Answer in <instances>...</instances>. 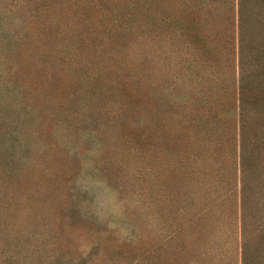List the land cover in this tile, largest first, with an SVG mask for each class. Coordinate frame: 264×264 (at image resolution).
I'll return each instance as SVG.
<instances>
[{
    "label": "rangeland",
    "instance_id": "374dc122",
    "mask_svg": "<svg viewBox=\"0 0 264 264\" xmlns=\"http://www.w3.org/2000/svg\"><path fill=\"white\" fill-rule=\"evenodd\" d=\"M134 3L0 0V264H264L261 167L245 228L240 167L231 198L206 215L212 199L190 192L151 121L165 81L182 106L216 91L215 69L189 49L164 74Z\"/></svg>",
    "mask_w": 264,
    "mask_h": 264
},
{
    "label": "trees",
    "instance_id": "16d2710c",
    "mask_svg": "<svg viewBox=\"0 0 264 264\" xmlns=\"http://www.w3.org/2000/svg\"><path fill=\"white\" fill-rule=\"evenodd\" d=\"M133 6L138 10L141 28L138 37L152 49L153 58L163 64L164 74L171 76L167 70L170 72L177 51L186 53L189 49L202 56L210 64L207 67L215 69V76L205 80L215 84L216 91L198 92L195 98L185 95L182 106L181 101L176 103L180 96L173 82L165 81L166 95L151 121L169 140L164 146L168 156L184 167L180 172L190 192L199 191L206 201L212 199L207 201L206 215L217 206H225L227 197L231 198L241 168L245 228L252 172L261 167L258 170L264 173V0H136ZM249 86L252 92L247 95L245 87ZM171 110L183 114L175 118ZM177 121L185 129V146L174 143L180 137L173 126ZM179 149L184 153L180 154ZM187 157L200 166L204 164V168H186ZM176 169H169L167 175L175 186L179 179ZM231 208L234 210V205Z\"/></svg>",
    "mask_w": 264,
    "mask_h": 264
}]
</instances>
